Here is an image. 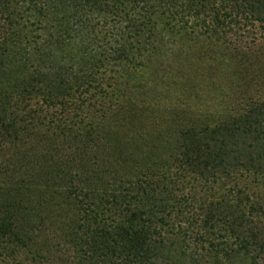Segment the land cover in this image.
Segmentation results:
<instances>
[{
  "label": "trees",
  "instance_id": "1",
  "mask_svg": "<svg viewBox=\"0 0 264 264\" xmlns=\"http://www.w3.org/2000/svg\"><path fill=\"white\" fill-rule=\"evenodd\" d=\"M158 1L174 9L183 5L210 10L217 34L224 35L220 49L232 64L236 82L234 90L214 94V104L221 108L200 105L204 120L183 125L178 138L166 139L169 150L171 141L181 143L173 146L163 164L150 156L137 162L140 156L131 153L129 159L114 152L91 155L101 149L99 141L88 153H83L84 143L75 145L80 157L73 156V145H56L59 134L63 143H71L80 136V125L88 122L82 108L94 95L79 98L92 86L90 72L69 73L45 61L23 80L11 71L14 64L24 70L28 63L21 41L14 37L21 4H27L25 10L38 29L49 32L57 27L65 39L72 21L81 29L83 18L103 12L106 0H0V78L12 87L0 89V148L19 149L11 169L8 164L1 168L0 264L264 262V41L240 43L248 26L258 22L264 27V0H115L117 16L125 25L121 29L133 27L143 33L135 12L148 11ZM49 38L43 46L50 55L55 41ZM119 50L127 58V49ZM32 94L41 98L40 106L20 113V104ZM49 107L54 110L49 112ZM66 120L72 123L64 131ZM50 125L54 131L40 141L39 133ZM100 131L103 152L108 148L107 133L118 131L110 126ZM124 147L120 144L117 153ZM126 163L134 164L128 166L132 172L119 167ZM146 163L153 167L147 173L138 169ZM197 178L207 190L222 178L232 185L208 202L197 199L202 211L184 227L178 221L183 212L176 208L186 200L180 191L183 181L193 184ZM187 197L192 200L195 193L189 190Z\"/></svg>",
  "mask_w": 264,
  "mask_h": 264
},
{
  "label": "rangeland",
  "instance_id": "2",
  "mask_svg": "<svg viewBox=\"0 0 264 264\" xmlns=\"http://www.w3.org/2000/svg\"><path fill=\"white\" fill-rule=\"evenodd\" d=\"M114 1L106 0L107 6L103 12L94 11L84 17L85 26L81 29L72 21V26H69L70 35L65 39H61L62 31L56 29L57 27L49 32L38 29L30 13L25 10L27 4H21L15 17L14 27L18 30L14 37L15 41H21L28 63L24 70L14 64L11 71L17 72L16 76L20 75L23 80L26 78L23 76H28L34 67L45 61L44 63L51 65L53 69L55 65L66 67L65 71L69 73L77 71L82 75L85 72L88 76L90 72L91 77L87 79L92 83V89L89 88V91L79 98L81 101L91 94L94 95L91 102L84 103L82 108L87 113L85 122H88L80 125V136L74 137L71 141L73 144L63 143L64 140L59 134L56 145L60 148L62 145L68 146L69 149H72L70 146L73 145L76 148L73 156L80 157V150L75 145L84 143L87 150L83 153H88L89 147L99 141L101 149L90 153L91 155L100 157L104 153L114 152L116 156L120 154L129 159L131 153L140 156L137 162L150 156V159H156L158 163L163 164L168 152L180 142L179 139L171 141L169 150V142L166 139H171L172 136L178 138L183 125L196 123L199 119L204 120L198 112L200 105L208 103L214 106V103H217L216 94L224 91L228 93L235 89L232 64L220 49L226 41L223 39L224 35L217 34L218 29L211 22L209 9L183 5L180 9H174L163 1H158L148 11L135 12L138 13L135 16L136 22L143 31L139 33L133 27L121 29L125 25L117 16L119 6ZM53 23L56 26L57 22ZM8 35L10 36V32H7ZM47 38L55 41L49 49L50 55L46 52V46H43ZM240 40L241 44L258 45L260 41H264V27L258 22L253 23L247 27ZM56 41H63V44L58 45ZM120 48L127 49V58L120 55ZM91 71H94L93 74ZM250 73L251 71L248 72ZM9 82L1 77L0 89L12 91ZM98 82L100 86H97ZM100 87L102 90H99ZM40 104L41 98L39 100L38 96H26L20 104L19 112L23 113L28 108L38 109ZM120 105L124 109H121ZM221 106L216 104L213 109H219ZM126 108L131 110L127 112ZM49 109L51 112L54 107ZM90 121L95 123V130L91 129L94 125L90 126ZM64 123L66 125L61 127L67 131L72 122L66 120ZM105 126H110L118 133H107L108 148L101 152L103 140H99L102 133L100 130ZM42 130L38 136L40 141L47 139L54 128L50 125L49 129ZM81 137L82 142L74 143ZM87 138H92L93 141ZM28 139L30 140L29 136ZM120 144L125 147L117 153ZM25 146L29 147L27 144ZM18 150L13 146L0 148V180L2 166L8 164L11 169ZM68 150L63 149L62 153H67ZM129 165L134 164L126 163L119 167L132 172L128 170ZM147 165L146 163L138 169L141 168L147 173L153 168ZM228 181L220 179L213 184L212 190H207L199 178L193 184L183 181L184 187L180 193L182 192L186 200H181L176 207L183 212L178 216V221L186 227L191 221L198 219V212L202 211L198 202L205 199L208 202L218 190L222 192L223 188L228 189L232 185V182ZM221 185L224 187L220 188ZM189 190L195 193L192 200L187 197ZM256 193L261 195L262 192Z\"/></svg>",
  "mask_w": 264,
  "mask_h": 264
}]
</instances>
